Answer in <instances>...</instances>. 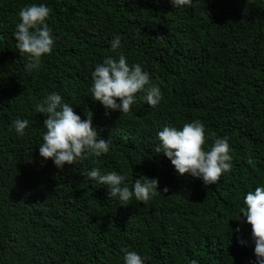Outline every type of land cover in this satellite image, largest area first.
<instances>
[{"label": "trees", "instance_id": "1", "mask_svg": "<svg viewBox=\"0 0 264 264\" xmlns=\"http://www.w3.org/2000/svg\"><path fill=\"white\" fill-rule=\"evenodd\" d=\"M33 3L51 7L56 40L28 73L13 33L18 11ZM117 34L128 61L161 88L156 107L143 93L127 114L92 100L91 72L115 55ZM51 92L82 119L92 114L99 138L110 140L107 154L63 170L39 155L46 116L35 104ZM17 118L30 121L25 135L10 131ZM197 119L206 135L229 138L232 169L213 185L179 175L156 152L164 126ZM92 167L133 181L158 177L162 194L120 205L83 175ZM261 185L264 0H192L182 8L171 0H0V264H124L123 249L148 264H250L251 226L237 219L244 196Z\"/></svg>", "mask_w": 264, "mask_h": 264}, {"label": "clouds", "instance_id": "2", "mask_svg": "<svg viewBox=\"0 0 264 264\" xmlns=\"http://www.w3.org/2000/svg\"><path fill=\"white\" fill-rule=\"evenodd\" d=\"M174 8L190 6L192 0H171ZM52 13L46 3H33L18 11L14 38L16 50L20 55H27L28 63L25 71H38L43 58L50 55L55 48L53 29L48 21ZM243 23V21H241ZM110 51L115 55L106 57L102 63L96 64L91 72L90 93L93 101L99 102L106 110L127 114L136 103L137 94L143 93L147 105L156 107L162 100L161 88L152 82L151 74L139 63H130L122 50V39L119 34L110 41ZM35 111L44 114L46 119L39 145V155L44 160L63 170L76 162L99 158L110 150V140L99 138L93 127L92 114L82 119L74 111L73 105L65 102L59 92L49 93L42 101L35 104ZM28 119L17 118L12 121L10 131L17 135H25L29 127ZM156 152L164 154L176 172L203 181L204 185L215 184L223 174L232 169V155L229 138L216 136L208 132L200 120L185 123L181 128L164 126L157 133ZM206 140H211L209 149H205ZM89 180L107 186L109 196L116 198L120 205L128 206L129 201L147 203L158 191L159 178L139 176L134 181L125 173L116 170L106 171L92 167L83 173ZM164 192L168 189L165 187ZM245 208L241 209L238 219L251 226L252 238L255 242V259L250 264H264V185L244 196ZM236 231H240L239 228ZM241 244L245 242L240 241ZM124 264H148L149 257L135 250H122ZM191 264H198L193 260Z\"/></svg>", "mask_w": 264, "mask_h": 264}]
</instances>
